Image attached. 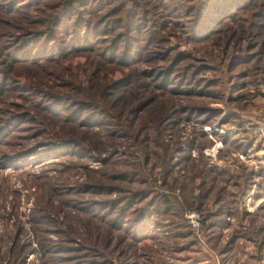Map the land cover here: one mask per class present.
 <instances>
[{
	"label": "rangeland",
	"instance_id": "374dc122",
	"mask_svg": "<svg viewBox=\"0 0 264 264\" xmlns=\"http://www.w3.org/2000/svg\"><path fill=\"white\" fill-rule=\"evenodd\" d=\"M213 2L0 0V264H264V0Z\"/></svg>",
	"mask_w": 264,
	"mask_h": 264
},
{
	"label": "trees",
	"instance_id": "16d2710c",
	"mask_svg": "<svg viewBox=\"0 0 264 264\" xmlns=\"http://www.w3.org/2000/svg\"><path fill=\"white\" fill-rule=\"evenodd\" d=\"M210 1V3H212V5H210L213 9L217 6V5H215V3L213 2L214 0H209ZM82 3H84V2H82ZM209 3V2H208ZM206 19H211L210 17H208L207 16V18ZM211 21V20H210ZM116 38H114V40H113V43L114 42H116ZM114 45V44H113ZM178 58H179V60H181V59H183V55H181V54H178ZM129 58H127V60H128ZM130 61H131V59H130ZM143 72L145 73V74H147L149 71L148 70H143Z\"/></svg>",
	"mask_w": 264,
	"mask_h": 264
},
{
	"label": "built area",
	"instance_id": "2783aa9c",
	"mask_svg": "<svg viewBox=\"0 0 264 264\" xmlns=\"http://www.w3.org/2000/svg\"><path fill=\"white\" fill-rule=\"evenodd\" d=\"M260 127H261V129H262V130H264V129H263V128H264V126H263V125H260ZM263 133H264V131H263Z\"/></svg>",
	"mask_w": 264,
	"mask_h": 264
}]
</instances>
